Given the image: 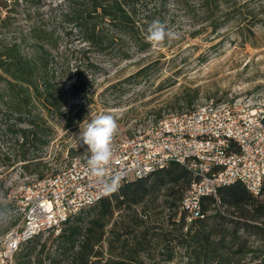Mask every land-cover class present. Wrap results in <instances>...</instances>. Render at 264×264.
Returning <instances> with one entry per match:
<instances>
[{
  "label": "trees",
  "instance_id": "obj_1",
  "mask_svg": "<svg viewBox=\"0 0 264 264\" xmlns=\"http://www.w3.org/2000/svg\"><path fill=\"white\" fill-rule=\"evenodd\" d=\"M6 1L0 0V10ZM152 3H171L217 27L231 17L225 9L234 8L237 0H68L58 23L42 18L8 39L7 31L0 30V106L15 113L20 122L23 115L30 116L28 128L5 121L6 132L22 140L34 138L42 130L37 123L40 114L32 110L34 103L57 113L66 104L50 52L58 47L62 27L75 29L89 46L127 56L122 50L126 39L139 50L145 48L140 26ZM1 21L4 27L5 19ZM253 24L245 23L240 33L252 32ZM84 91L83 84L75 82L68 90L72 96ZM193 180L186 168L173 161L147 176L130 178L116 192L69 218L59 233L50 232L47 239L54 249L46 257L42 256L45 242L40 241L41 234L35 235L21 243L14 264H264V184L258 195L241 181L219 186L216 196L201 197L202 216L187 222V212L179 206ZM11 205L0 201V213Z\"/></svg>",
  "mask_w": 264,
  "mask_h": 264
},
{
  "label": "rangeland",
  "instance_id": "obj_2",
  "mask_svg": "<svg viewBox=\"0 0 264 264\" xmlns=\"http://www.w3.org/2000/svg\"><path fill=\"white\" fill-rule=\"evenodd\" d=\"M6 2L7 6L0 10V23L5 19L0 30L7 31L8 39L9 34L12 37L25 33L42 18L58 23L68 0ZM150 9L149 17L140 26L145 32V36L140 34L145 48L139 50L126 39L122 50L127 56L89 46L75 29L62 27L58 31V47L50 52L55 62L53 73L66 93V104L57 113L34 103L32 110L40 114L37 123L42 128L36 137L22 140L6 132L5 121L28 128L26 119L30 116L23 115L25 119L20 122L15 113L0 106V201L12 204L0 213V231L20 218L13 198L23 188L39 180L40 174L45 177L70 158L87 152L75 136L83 121L112 115L118 124L114 139H118L208 99L239 100L249 103L248 108L264 109V21H257L264 18V0H237L234 8L225 9L231 17H222L217 27L201 22L200 16L187 15L183 8L171 3H152ZM157 20L176 32L178 38L151 43L147 29ZM250 21L255 24L252 32L240 33ZM66 30L71 33L63 35ZM140 70L142 73L136 74ZM73 82L82 83L85 91L72 96L68 90ZM48 234L40 235V241L45 242L43 257L54 249ZM247 260L248 257L244 259Z\"/></svg>",
  "mask_w": 264,
  "mask_h": 264
},
{
  "label": "built area",
  "instance_id": "obj_3",
  "mask_svg": "<svg viewBox=\"0 0 264 264\" xmlns=\"http://www.w3.org/2000/svg\"><path fill=\"white\" fill-rule=\"evenodd\" d=\"M248 104L204 100L114 139V159L107 175L121 174L122 184L171 161L181 164L194 176L179 206L187 212V222L202 216L201 197L216 196L219 186L241 181L258 195L264 184V109L248 108ZM89 155L70 158L13 198L20 218L0 234V264H14L22 242L43 233H59L69 218L105 196L102 183L87 170Z\"/></svg>",
  "mask_w": 264,
  "mask_h": 264
},
{
  "label": "clouds",
  "instance_id": "obj_4",
  "mask_svg": "<svg viewBox=\"0 0 264 264\" xmlns=\"http://www.w3.org/2000/svg\"><path fill=\"white\" fill-rule=\"evenodd\" d=\"M147 39L153 44L163 43L165 40H174L178 34L168 29L160 21L149 25ZM79 132L75 134L78 144L86 146L90 153L87 159V170L103 185L105 195L116 192L121 186L122 175H107V168L114 159L113 139L118 131V124L110 114L99 115L86 123L79 125Z\"/></svg>",
  "mask_w": 264,
  "mask_h": 264
}]
</instances>
